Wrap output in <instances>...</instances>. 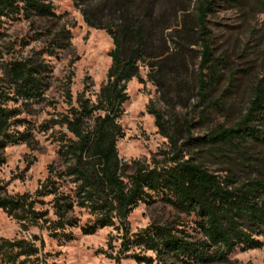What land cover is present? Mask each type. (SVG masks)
Here are the masks:
<instances>
[{
	"label": "trees",
	"instance_id": "16d2710c",
	"mask_svg": "<svg viewBox=\"0 0 264 264\" xmlns=\"http://www.w3.org/2000/svg\"><path fill=\"white\" fill-rule=\"evenodd\" d=\"M52 1L0 0V24L20 17L31 24L54 21ZM69 1L88 28L105 32L112 42L106 81L94 101L80 94L72 107L68 77V113L41 126L46 132L58 129L55 142L64 168L59 172L50 168L33 196L51 197L54 220L48 210L35 209L33 196L8 197L1 184L0 211L23 228L45 227L52 239L70 241V230L77 228L82 235L103 228L121 231L123 249L140 250L129 256L135 264H232L229 257L234 252L262 248L264 164L239 162L237 172L215 173L200 159L210 156L222 164L243 161L244 145L264 142L263 82L251 87L247 105L231 127L220 125L203 137H194L191 131L194 110H200L201 123L209 110L220 107L213 94L222 78V62L214 56L208 27L218 0ZM224 1L242 15L254 9L264 12V0ZM69 38V31L61 28L52 39L53 48L65 49ZM141 68L147 69V81L162 106L150 104L146 112L166 140L167 150L160 162L134 161L127 176L116 148L122 138L118 120L128 100L126 86L139 79ZM45 71V66L30 60L5 65L7 87L0 88V165L8 146L29 143L30 135L12 128L26 123L19 119L20 106L45 102ZM64 180L73 185L71 195L60 190ZM156 201L177 216L130 234L128 218L133 210ZM74 207L86 210L92 224L79 227L78 220L68 216ZM38 253L32 241L0 239V264H27L37 260Z\"/></svg>",
	"mask_w": 264,
	"mask_h": 264
},
{
	"label": "rangeland",
	"instance_id": "374dc122",
	"mask_svg": "<svg viewBox=\"0 0 264 264\" xmlns=\"http://www.w3.org/2000/svg\"><path fill=\"white\" fill-rule=\"evenodd\" d=\"M52 4L57 16L54 21L37 20L31 24L20 17L0 24V88L7 87L4 69L13 60H30L45 66L42 76L48 84L43 94L45 102L16 105L20 106L19 119L26 123L12 130L26 132L30 140L27 144L8 146L4 151L0 184L2 193L8 197L33 196L50 168L58 172L63 170L55 142L58 129L46 132L41 126L50 119L66 115L71 106L76 107L80 94L94 101L110 66L108 54L113 46L105 32L88 28L71 1L53 0ZM208 27L213 35L214 56L222 62V78L213 94V101L220 107L209 110L208 118L201 123L197 115L199 109L194 110V115L190 114L194 137H203L220 125L231 127L243 113L251 87L259 81L264 84V12L254 9L242 15L224 0H218L208 19ZM61 28L69 31L70 38L64 42L65 49L58 50L53 48L52 39ZM146 73L147 69L141 68L139 79L127 84L128 100L121 107L118 120L122 138L118 139L116 148L119 159L126 165L127 176L133 172L134 161L160 162L161 153L167 150L166 140L157 133L152 116L146 112L150 104L162 107ZM68 77L71 106L66 100ZM194 104L191 102L190 108ZM184 114L188 111H182ZM243 152V161L229 164H222L210 156L200 161L215 173L225 169L237 172L239 162L246 165L259 160L264 164V142L257 146L244 145ZM72 188L73 185L64 180L60 190L71 195ZM32 199L36 210H48L50 220H54L51 197L33 196ZM68 216L78 220L79 227L91 225L93 220L86 210L76 207ZM176 216L171 208L159 201L152 206L140 204L128 218L130 234L152 223L171 222ZM70 232V241L52 239L45 227L23 228L20 222L0 211V239L32 241L39 249L37 260L27 264H135L129 256L140 251L124 250L123 233L112 228L99 229L92 235H82L78 228ZM229 259L232 264H264V246L246 252L236 251Z\"/></svg>",
	"mask_w": 264,
	"mask_h": 264
}]
</instances>
